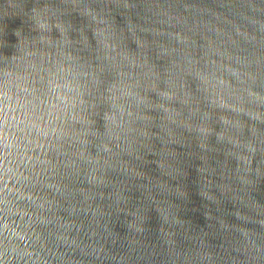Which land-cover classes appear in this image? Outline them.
<instances>
[{"label": "water", "instance_id": "obj_1", "mask_svg": "<svg viewBox=\"0 0 264 264\" xmlns=\"http://www.w3.org/2000/svg\"><path fill=\"white\" fill-rule=\"evenodd\" d=\"M0 264H264V0H0Z\"/></svg>", "mask_w": 264, "mask_h": 264}]
</instances>
